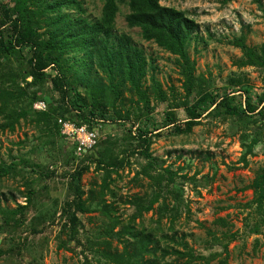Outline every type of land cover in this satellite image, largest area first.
Returning a JSON list of instances; mask_svg holds the SVG:
<instances>
[{"label": "rangeland", "instance_id": "rangeland-1", "mask_svg": "<svg viewBox=\"0 0 264 264\" xmlns=\"http://www.w3.org/2000/svg\"><path fill=\"white\" fill-rule=\"evenodd\" d=\"M78 1L89 21L99 19L102 0ZM159 3L183 11L198 26L187 48L189 62L194 66V87L189 93L191 106L205 95L228 94L231 79L238 80L241 86L238 89L241 92L231 97L235 104L239 102L244 106L248 94L250 101L254 97L264 98V67H240L238 64L244 58L235 45L236 40L243 37L244 44L257 51L264 46V0H159ZM14 5V0H0V22L5 21V30L9 29L8 20ZM127 13L126 5L120 4L113 33L130 37L151 65L143 80L150 105L147 109L140 105L138 110L139 106L131 101L135 100L134 95L127 92L116 106L123 119H117L116 110H105V120L93 125L98 131V141L97 148L89 153L93 155L90 158L87 154L72 152V143L61 134L56 119L70 109V102L61 105L48 77L35 81L26 49L0 51V78L12 76L16 81L13 88L9 87L10 81L0 87V126L5 122L2 109L12 102V97H20L30 116L45 111L49 114L51 130L42 133L25 120H19L13 132L0 129V264H115L102 255L101 242L111 240V255L121 253L122 245L100 232L108 220L99 215V200L91 204L86 201L88 190L93 188L98 192L106 182L114 195L106 193L104 204L114 208L120 222L128 223L134 213L129 200L150 194L159 168L175 173L181 190L174 231L167 230L168 217L161 221L164 233L176 234V240L185 241L197 255L207 258L212 253H220L210 264L225 258L219 243H226L228 236L234 234L237 237L228 244L226 264H264V226L256 227L258 219H252L253 215L247 222L254 211V206L250 205V185L264 169V114L255 111L239 118L225 114L223 108L216 112L208 108L198 125L175 134L187 119L182 106L187 94L185 78L173 55L153 42L144 41L138 28L127 26ZM44 72L51 78L55 76L51 68ZM151 75L166 94L165 102L154 99ZM5 87L11 92L2 90ZM243 88H248L249 93H244ZM208 99L209 96L205 100ZM126 110L131 111L129 119H124ZM73 115L72 111L67 113L70 118ZM169 115L173 123L168 122ZM143 126L154 129L148 152L157 168L150 171L149 176L143 173L148 162L140 155L141 141L135 139V130ZM253 135L257 143L245 153L242 144L249 145L251 139L244 141L245 136ZM105 154L115 158L116 163L122 162L107 181L103 165L92 161L105 158ZM103 160L108 161L107 157ZM11 162L16 165L4 173L5 165ZM82 167L87 169L76 184L71 176L75 169ZM184 176L185 179H181ZM28 192H33L30 202L25 199ZM76 195L81 196L91 212L76 214L79 225L72 239L70 202ZM165 195L167 202L174 204L165 189L158 204L164 202ZM68 204L72 208H67ZM158 204L136 219L134 225L154 227ZM218 218L223 219L227 227L218 226ZM91 237L100 246L90 245ZM171 260L167 258L164 264Z\"/></svg>", "mask_w": 264, "mask_h": 264}, {"label": "trees", "instance_id": "trees-1", "mask_svg": "<svg viewBox=\"0 0 264 264\" xmlns=\"http://www.w3.org/2000/svg\"><path fill=\"white\" fill-rule=\"evenodd\" d=\"M102 1L101 15L94 22L84 16L85 10L78 0H14L15 5L8 20L9 29L5 30V21L1 20L0 22V51L17 49L22 52L26 49L29 53V65L35 81H41L48 77L53 90L59 96L61 105L70 102V111H64L66 115L61 114L56 119V123L58 119H63L77 126L85 125L88 128H95L93 125L96 121L105 120V110L110 108L116 110V106L123 101L127 92L134 95L135 100L131 99V101H133V105L139 106L138 110L140 105L145 109L149 108L150 99L147 90L143 87V80L147 76L149 65L145 54L141 48L133 44L130 37L113 33L115 16L119 11L120 4H124L128 8V13L125 16L127 26L138 28L144 41L153 42L173 55L176 65L180 67L185 78L187 94L182 106L187 119L181 125L183 129L179 125L175 134L190 131L193 126L198 125L199 119L208 108H212L213 112L223 108L222 111L225 114L239 118L255 111L261 115L264 114V98L254 97V100L250 101L248 88H243L244 93L248 94L245 96L244 106H241L239 102H237L238 105L234 103V98L231 97H234L233 94L241 92L238 90L241 89L240 82L236 79L229 80L228 94H223L221 97H219V93L205 95L194 106L190 105L189 93L194 87L192 74L194 66L189 62L187 48L191 43L192 34L198 30V26L183 11L162 6L159 0ZM228 1L230 0H224V2ZM6 12L4 13L6 14ZM243 41V37H240L235 42L244 58L238 65L240 67H264V46H261L257 51L255 48L246 46ZM150 67L151 65H149ZM46 68L54 70L55 76L52 78L48 76L44 72ZM151 71H154V67L151 68ZM11 77L1 76L0 87H4L9 81L12 83L9 85L10 88L16 86L15 78ZM150 81L154 99L165 102L166 94L162 91L159 82L153 75H151ZM5 88L2 90L11 92L10 88ZM15 93L17 95L19 90ZM207 96L209 99L205 100ZM35 97L33 98L35 99ZM23 100L20 97H12V102L2 109V119L5 122L1 124L0 129L6 130L7 128L13 132L18 121L25 120L42 133H49L51 131L49 114L45 111L30 116L28 110L23 106ZM71 111L74 112L73 118L67 116V113ZM114 113L118 120L123 119L117 110ZM130 114L131 111L126 110L124 119H129ZM166 118L169 123L174 122L172 116L169 115ZM57 126L59 128L58 123ZM153 131L154 129L148 130L144 126L135 130V139L141 141L140 155L148 162L143 172L146 176H149L150 171H156L157 168L152 163L154 159L151 153L148 152L152 143ZM250 137L249 145L244 146L246 145L244 142L242 144L245 153H249L257 143L256 135L245 136V140L244 138L243 140L247 141ZM96 148L97 145L91 152ZM72 150L74 152V145H72ZM92 156L87 154L89 158ZM105 156L108 161L104 156L101 158L106 161L103 159L92 161L98 163V166L103 165L104 180L107 181L109 175L116 173L122 162L116 163L115 158H111L110 154H105ZM242 160L245 162V155ZM15 165L14 162L5 165L4 173L13 169ZM86 169L87 167L75 169L71 180L78 184L82 172ZM182 178L185 179V176ZM177 179L179 177L170 169L159 168L150 194L133 197L129 200L128 203L133 206L134 213L128 223L120 222L119 218L115 217L114 208L109 204H104L103 197L106 193L114 195L106 182L98 192L93 188L88 190L86 201L91 204L99 200V215L108 220V224L100 232L107 239H116L117 243L122 245L121 253L111 255L109 253L112 247L111 240L101 242L104 245L101 253L106 260L115 264H164L166 259L170 258L172 260L167 264H195L196 262L210 264L219 256L220 253H212L207 258L197 255L185 241L181 239L177 241L176 234L168 235L163 232L162 219L169 217L167 230L172 232L174 231L173 224L179 215L177 207L181 190ZM164 189L165 193L171 196L174 204L170 205L167 202V195L165 198L163 197L164 202L158 204ZM250 189L252 190L250 205L254 206V211L247 218V222L251 221L253 215L252 219H258L256 227L264 226V169L252 181ZM25 195V199L30 202L33 192H28ZM70 203L73 208L69 204L67 208L73 209L72 217L69 219V226L73 229V233H71L73 239L76 235L75 227L79 225L76 214L90 213L91 209L81 201L80 195H76ZM156 204H158V212L154 227L146 228L143 224L140 225V228L135 226V220L154 210ZM216 223L220 227L228 225L221 218H218ZM117 227L119 228L115 231ZM228 237L226 243H219L226 256L229 242L235 240L237 236L232 234ZM91 239L93 240H88L90 245L100 246V243L93 237ZM226 256L217 264H226Z\"/></svg>", "mask_w": 264, "mask_h": 264}, {"label": "built area", "instance_id": "built-area-1", "mask_svg": "<svg viewBox=\"0 0 264 264\" xmlns=\"http://www.w3.org/2000/svg\"><path fill=\"white\" fill-rule=\"evenodd\" d=\"M42 106L43 103H42ZM61 134L74 145V153L77 155L89 154L96 146L98 141V131L96 128H88L85 125L76 124L58 119Z\"/></svg>", "mask_w": 264, "mask_h": 264}]
</instances>
